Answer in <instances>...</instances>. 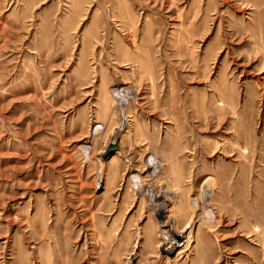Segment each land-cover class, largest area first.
Wrapping results in <instances>:
<instances>
[{
    "label": "rangeland",
    "instance_id": "374dc122",
    "mask_svg": "<svg viewBox=\"0 0 264 264\" xmlns=\"http://www.w3.org/2000/svg\"><path fill=\"white\" fill-rule=\"evenodd\" d=\"M0 264H264V0H0Z\"/></svg>",
    "mask_w": 264,
    "mask_h": 264
},
{
    "label": "bare ground",
    "instance_id": "6f19581e",
    "mask_svg": "<svg viewBox=\"0 0 264 264\" xmlns=\"http://www.w3.org/2000/svg\"><path fill=\"white\" fill-rule=\"evenodd\" d=\"M178 235H179V234L176 233V234H174L173 236H174V237H177ZM176 245H177V242L174 243V246H173V247H175ZM173 249H174V248H173Z\"/></svg>",
    "mask_w": 264,
    "mask_h": 264
}]
</instances>
